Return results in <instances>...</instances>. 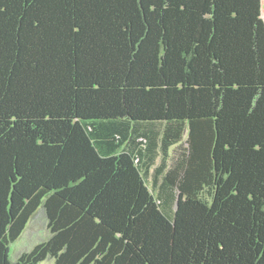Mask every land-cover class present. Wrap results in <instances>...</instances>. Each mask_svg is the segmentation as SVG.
Segmentation results:
<instances>
[{"label":"trees","instance_id":"1","mask_svg":"<svg viewBox=\"0 0 264 264\" xmlns=\"http://www.w3.org/2000/svg\"><path fill=\"white\" fill-rule=\"evenodd\" d=\"M46 260L264 264V0H0V264Z\"/></svg>","mask_w":264,"mask_h":264},{"label":"rangeland","instance_id":"2","mask_svg":"<svg viewBox=\"0 0 264 264\" xmlns=\"http://www.w3.org/2000/svg\"><path fill=\"white\" fill-rule=\"evenodd\" d=\"M159 162L160 159L158 158L155 165H158ZM168 210L169 208H166V214L171 215L172 210ZM49 234L47 219L43 214H39L30 221L20 237L11 245L10 258L16 260L22 252L31 249L37 242L46 238ZM42 264H50V260H46Z\"/></svg>","mask_w":264,"mask_h":264}]
</instances>
